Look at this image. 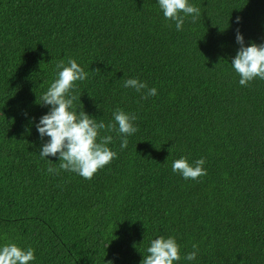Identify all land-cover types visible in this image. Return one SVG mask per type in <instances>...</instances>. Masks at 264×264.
Instances as JSON below:
<instances>
[{"label": "trees", "instance_id": "1", "mask_svg": "<svg viewBox=\"0 0 264 264\" xmlns=\"http://www.w3.org/2000/svg\"><path fill=\"white\" fill-rule=\"evenodd\" d=\"M189 3L201 16L177 31L158 0H0V246L32 247L31 264H140L173 236L175 264H264V80L241 86L231 64L237 29L264 43V0ZM69 58L89 74L77 111L137 117L124 149L101 130L117 158L90 180L50 174L58 155H39L41 97ZM128 78L157 95L141 99ZM181 156L205 158L207 175L174 173Z\"/></svg>", "mask_w": 264, "mask_h": 264}, {"label": "clouds", "instance_id": "2", "mask_svg": "<svg viewBox=\"0 0 264 264\" xmlns=\"http://www.w3.org/2000/svg\"><path fill=\"white\" fill-rule=\"evenodd\" d=\"M158 4L165 19L175 22L177 31L183 30L187 17L191 16L192 23H195L201 16V9L190 4L189 0H158ZM236 20L239 22L240 17ZM235 39L240 47L231 64L239 76V84L248 86L254 79L264 80V43L250 42L245 46L244 38L238 29ZM56 68V79L41 97L42 104L50 105L51 108L40 117L36 127L41 138L47 136L50 139L42 145L39 155L41 158L58 155V167L49 164L47 168L50 174L59 175L63 170L90 180L117 158V152L108 146L113 137L101 136V130L118 131L121 135L120 147L124 149L128 144L127 137L138 131V126L134 124L137 117L117 107L113 112L114 123L105 124L103 120L97 122L84 110L77 111L74 105L77 96L73 91L77 82L85 80L89 74L72 58H69L67 63L64 60L58 61ZM123 87L142 93L141 99L157 95L156 87L149 88L145 81L138 78L124 80ZM205 163L203 157L190 163L186 156H181L172 163V171L180 173L186 180H199L207 175V170L203 167ZM180 247L175 237L159 236L151 241L140 264H175L181 259ZM192 247L194 250L187 253L184 259L191 261L196 258L198 245L193 244ZM35 259L32 247L23 248L15 242L0 246V264H31ZM106 264H111V261Z\"/></svg>", "mask_w": 264, "mask_h": 264}]
</instances>
